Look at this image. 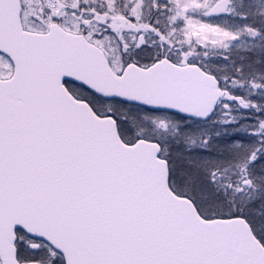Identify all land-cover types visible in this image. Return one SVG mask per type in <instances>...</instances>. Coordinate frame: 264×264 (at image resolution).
I'll use <instances>...</instances> for the list:
<instances>
[{
  "label": "snow or ice",
  "instance_id": "1",
  "mask_svg": "<svg viewBox=\"0 0 264 264\" xmlns=\"http://www.w3.org/2000/svg\"><path fill=\"white\" fill-rule=\"evenodd\" d=\"M0 264H264V0H0Z\"/></svg>",
  "mask_w": 264,
  "mask_h": 264
}]
</instances>
